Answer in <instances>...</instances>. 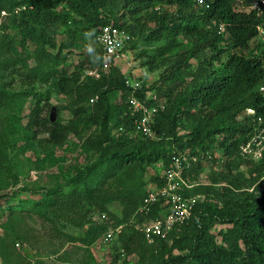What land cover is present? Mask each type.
I'll list each match as a JSON object with an SVG mask.
<instances>
[{
	"label": "trees",
	"instance_id": "1",
	"mask_svg": "<svg viewBox=\"0 0 264 264\" xmlns=\"http://www.w3.org/2000/svg\"><path fill=\"white\" fill-rule=\"evenodd\" d=\"M203 1L0 0V11L12 12L13 26L33 38L39 37L43 46L56 47L53 38L58 32H63L72 44L90 38L87 60L98 67L103 61V50L97 44V35L102 27L114 25L130 33V47L138 49L143 67L161 71L158 81L149 87L142 78H137L143 82L141 92H155L166 105L155 118L154 127L161 138L157 141L146 137L140 142L132 139L139 134L135 133L134 118L129 112L127 75L115 66L99 79L88 77L90 90L81 85L83 79L77 72L58 79L56 86L73 97L76 107L68 125L43 119L45 108L41 105L33 110L34 122L49 133L50 143L62 145L70 135L81 136L90 124L100 122L96 115L88 119L89 100L99 103L107 120L111 93L120 90L126 93V103L118 118L99 142L97 160L69 182L75 188L71 192L43 191L46 194L42 208L45 215L50 213L47 219L51 220L60 211L65 216L80 207L82 210V202L74 192L81 187L85 190L87 201L99 209L89 217L83 240L87 245L103 241L113 231L103 219L108 216L109 200L99 196V188L91 185L92 180L104 175L113 177L118 174L116 170L129 168L138 159H149L150 163L162 159L167 168L174 156L186 154L192 159L184 172L189 182L208 162L221 170L208 183H191L193 187L186 189L187 196L206 197L195 208L192 219L176 227L169 239H156L148 245L159 243L166 249L173 242L163 264H264V182L256 186L261 176L253 179V174H262L264 167L251 170L250 177L240 171L247 159L241 148L259 128L258 118L264 116V95L260 91L264 85V45H252L264 34V8L252 9L250 0ZM221 25L225 26L224 32ZM59 58L57 55L55 61ZM2 92L6 97L11 95ZM250 109L255 113L249 114ZM115 129L117 135L113 134ZM110 148L118 151L110 153ZM216 152L223 159H217ZM164 181L163 175L160 184ZM218 185L222 188L218 189ZM146 187L141 182L133 191L142 195L133 212L141 220L153 221L162 212L160 205L148 215L139 213L147 195ZM21 190L40 193L29 187ZM218 224L227 228L216 234L213 230ZM182 230L184 233L177 236ZM114 232L113 240L117 231Z\"/></svg>",
	"mask_w": 264,
	"mask_h": 264
},
{
	"label": "rangeland",
	"instance_id": "2",
	"mask_svg": "<svg viewBox=\"0 0 264 264\" xmlns=\"http://www.w3.org/2000/svg\"><path fill=\"white\" fill-rule=\"evenodd\" d=\"M12 17L8 9L0 11V264H163L173 242L166 249L159 243L150 247L148 244L156 242L150 243L145 231L151 220H141L133 212L136 202L142 197L133 191L141 182L147 184L146 194L161 185L166 171L162 159L153 163L149 159H138L129 168H118V174L113 177L104 175V178L92 180L91 185L99 188V196L109 200L106 202L108 216L105 220L110 230L117 231L114 240H99L90 245L83 241L89 217L99 209L87 201L82 187L74 192L82 202V210L80 207L65 216H61L63 212L60 211L52 216L57 218L47 219L50 213L45 215L42 208L46 194L43 191L71 192L75 188L69 182L97 160L99 142L118 118V112L126 103V93L123 90L111 93L110 117L107 120H104L99 103L93 104L89 100L90 103H86L88 119L90 115H96L100 122L90 124L81 136L70 135L62 145L50 143L49 133L34 122L33 110L41 105L45 108L43 119L51 123H70L76 110L73 97L62 93L56 84L58 79L69 78L77 72L83 79L81 85L90 90L87 79L91 76L87 71L97 67L87 60L90 51L87 46L92 39L72 44L63 32H58L53 38L56 47L43 46L39 37L33 38L13 26ZM252 45H264V34ZM128 48L131 54L127 62L132 65L119 62L114 66L125 75L142 78L148 87L155 84L161 71L152 72L143 67L137 56L138 49ZM57 55L60 58L55 61ZM3 90L13 96L6 97ZM162 98L167 100L165 96ZM111 116H114L112 120ZM113 134H118L116 129ZM132 139L145 141L140 135H134ZM109 151L118 150L110 148ZM216 155L217 159H223L220 152ZM242 155L247 159L243 160L240 171L247 177H250L251 170L264 167V157L257 160L243 152ZM212 165L211 162L204 164L188 182L208 183L221 170V167ZM260 176L256 186L264 182V170L262 174H253V179ZM26 187L40 193L21 190ZM217 187L221 189L222 185ZM226 228L227 225L218 224L213 232L218 234ZM183 233V230L179 231L177 236Z\"/></svg>",
	"mask_w": 264,
	"mask_h": 264
},
{
	"label": "built area",
	"instance_id": "3",
	"mask_svg": "<svg viewBox=\"0 0 264 264\" xmlns=\"http://www.w3.org/2000/svg\"><path fill=\"white\" fill-rule=\"evenodd\" d=\"M200 2L204 3L203 0ZM250 2L252 9L260 11L264 8V0H250ZM220 29L224 32L225 26L221 25ZM131 41L132 36L126 29L114 25L102 27L97 35V44L103 50V61L101 65L88 70L87 73L91 77L99 79L103 74L108 73L116 63L123 62L125 65L131 66L132 63L127 62L131 54L128 48ZM126 86L130 93L128 96L129 112L134 118L135 133L150 140H160L154 125L156 116L166 109L165 103L160 102L158 95L153 91L146 92V94L141 92L143 82L140 79L127 75ZM260 91L264 95V85ZM248 112L249 114L255 113L253 109ZM258 123L259 128L255 130L252 138L242 146L241 150L244 155L261 160L264 157V116L258 118ZM120 130L123 131V128ZM191 160L186 154L174 156L166 168L164 183L152 188L143 200V205L139 209L141 214L148 215L157 205L162 207L159 217L146 225L145 231L150 243L156 239H169L171 232L176 227L183 226L192 219L195 208L204 200L201 195L187 196L185 193L186 189L193 187V184H190L184 176ZM105 218L104 216L103 219ZM114 235L115 232L110 231L103 240L111 241Z\"/></svg>",
	"mask_w": 264,
	"mask_h": 264
},
{
	"label": "clouds",
	"instance_id": "4",
	"mask_svg": "<svg viewBox=\"0 0 264 264\" xmlns=\"http://www.w3.org/2000/svg\"><path fill=\"white\" fill-rule=\"evenodd\" d=\"M251 6V5H250Z\"/></svg>",
	"mask_w": 264,
	"mask_h": 264
}]
</instances>
